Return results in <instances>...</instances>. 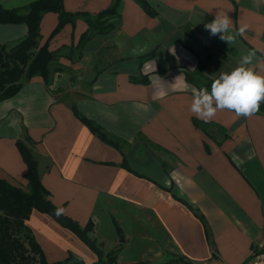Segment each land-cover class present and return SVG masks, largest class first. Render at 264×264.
I'll list each match as a JSON object with an SVG mask.
<instances>
[{"label": "crops", "instance_id": "0c3cea01", "mask_svg": "<svg viewBox=\"0 0 264 264\" xmlns=\"http://www.w3.org/2000/svg\"><path fill=\"white\" fill-rule=\"evenodd\" d=\"M35 1L0 0V7ZM115 1L64 0L63 9L94 16ZM145 1L155 16L136 0H119L116 28L81 50L88 30L81 17L51 38L59 14L44 15L40 47L50 40L58 58L49 81L24 78L19 93L0 102V179L28 187L17 146L24 141L49 200L82 227L92 222L105 253L121 249L118 264H248L264 251V116L224 110L207 123L198 119L189 110L195 85L187 74L204 62L203 75L214 80L255 51L253 67L264 75V0ZM219 12L233 22L229 42L205 29ZM27 35L25 24H0L7 50ZM151 53L156 58L141 67ZM26 223L49 263L70 254L97 262L49 215L34 210Z\"/></svg>", "mask_w": 264, "mask_h": 264}, {"label": "trees", "instance_id": "16d2710c", "mask_svg": "<svg viewBox=\"0 0 264 264\" xmlns=\"http://www.w3.org/2000/svg\"><path fill=\"white\" fill-rule=\"evenodd\" d=\"M63 1L38 0L21 9L14 10H6L0 7V24H25L28 28L27 37L14 48L7 50L5 46L0 45V102L16 96L22 88L24 78L29 80L36 75H40L46 82L49 81L50 65L58 58V53L49 50L50 40L40 47V25L46 13L59 14V25L52 33L51 38L59 34L65 25L74 23L80 17L86 22L88 30L79 42V50L83 49L93 37L108 34L117 26L119 0H116L108 10L94 16L65 13ZM136 1L148 14L155 16L145 0ZM155 58L156 54L154 53L142 56L140 66L142 67L145 62ZM198 68L194 73L187 74V82L197 88L207 87L210 89L213 80L203 75L204 62H200ZM160 73H164V71ZM198 77L201 80H198ZM75 112L77 117L94 134L104 142L114 145L100 126L85 118L79 112ZM255 114L264 116V102H261L259 110ZM195 123L197 125V122ZM17 146L28 167L26 175L28 187L22 189L0 179V264H86L83 261L76 260L72 254L65 261L55 263L47 261L43 249L26 223L34 210L49 215L61 227L74 233L96 254L98 260L95 264H118V255L121 249L118 248L105 253L102 245L98 244V241L91 236L94 231L92 222L82 227L78 222L65 215L64 207L55 206L49 200V192L42 184L38 162L32 153L31 147L26 145L24 141H18ZM57 209H62L61 214L57 215ZM117 228L122 234L118 225ZM132 264L152 263L140 261ZM165 264L191 263L181 258Z\"/></svg>", "mask_w": 264, "mask_h": 264}, {"label": "clouds", "instance_id": "9594fccd", "mask_svg": "<svg viewBox=\"0 0 264 264\" xmlns=\"http://www.w3.org/2000/svg\"><path fill=\"white\" fill-rule=\"evenodd\" d=\"M233 22L226 13L219 12L215 18L205 25L210 36L219 35L224 41H231L228 34ZM247 26L239 29V34L246 31ZM256 57L255 51H249L242 56L239 64L231 72H222L207 87L197 88L190 86L192 99L190 112L198 119L206 123L212 120L219 111L228 110L236 117H250L255 114L264 102V75L256 71L253 62ZM264 69V65L260 66ZM62 209H57V215Z\"/></svg>", "mask_w": 264, "mask_h": 264}, {"label": "built area", "instance_id": "2783aa9c", "mask_svg": "<svg viewBox=\"0 0 264 264\" xmlns=\"http://www.w3.org/2000/svg\"><path fill=\"white\" fill-rule=\"evenodd\" d=\"M248 264H264V251L254 253Z\"/></svg>", "mask_w": 264, "mask_h": 264}, {"label": "rangeland", "instance_id": "374dc122", "mask_svg": "<svg viewBox=\"0 0 264 264\" xmlns=\"http://www.w3.org/2000/svg\"><path fill=\"white\" fill-rule=\"evenodd\" d=\"M204 69V68H203ZM202 72H203V70H202ZM200 79V77H198V80ZM201 80V79H200ZM120 264V263H119ZM122 264V263H121Z\"/></svg>", "mask_w": 264, "mask_h": 264}]
</instances>
